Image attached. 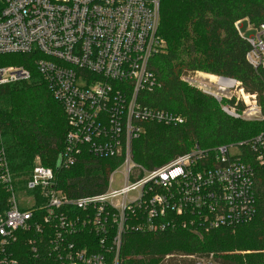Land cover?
<instances>
[{
  "label": "built area",
  "instance_id": "2783aa9c",
  "mask_svg": "<svg viewBox=\"0 0 264 264\" xmlns=\"http://www.w3.org/2000/svg\"><path fill=\"white\" fill-rule=\"evenodd\" d=\"M157 26L158 0H0V55L35 53L37 74L66 117L58 168L84 155L115 162L101 191L69 196L38 157L27 174H12L0 129V264H120L130 231L179 227L201 234L254 217L264 128L233 144H194L150 169L132 161L130 143L144 124L183 123L177 113L142 103L143 94L160 86L149 65L164 45ZM234 27L249 45L247 64L254 72L264 69V26L250 25L249 37L239 21ZM30 75L22 65H0V86ZM180 81L213 98L230 118L264 122L256 93L244 91L236 78L195 71ZM246 154L251 162L243 160ZM118 169L122 185L112 189L110 175ZM176 256L221 264L212 253Z\"/></svg>",
  "mask_w": 264,
  "mask_h": 264
},
{
  "label": "trees",
  "instance_id": "16d2710c",
  "mask_svg": "<svg viewBox=\"0 0 264 264\" xmlns=\"http://www.w3.org/2000/svg\"><path fill=\"white\" fill-rule=\"evenodd\" d=\"M243 19L252 27L264 26V0H158L157 33L164 45L149 65L160 86L143 94L142 103L177 113L183 123L144 124L143 133L130 143L133 162L150 169L194 144L200 148L233 144L264 128L262 122L226 116L213 98L180 81L181 75L195 71L236 78L244 91L256 93L264 112V69L254 72L247 64L249 45L234 27ZM36 58L35 53L0 55V65H22L31 74L28 81L0 86V129L10 171L23 176L38 157L55 171L58 186L67 195L99 192L107 172L115 167L113 159L84 155L70 168L56 169L66 117L37 74ZM243 160L252 161L248 154ZM255 171L256 213L251 221L201 234L179 227L158 234L130 231L119 250L120 264H193L176 255L208 253L221 264H264V172L258 167ZM168 253L174 256L163 261ZM21 257L30 259L26 251Z\"/></svg>",
  "mask_w": 264,
  "mask_h": 264
},
{
  "label": "rangeland",
  "instance_id": "374dc122",
  "mask_svg": "<svg viewBox=\"0 0 264 264\" xmlns=\"http://www.w3.org/2000/svg\"><path fill=\"white\" fill-rule=\"evenodd\" d=\"M239 22H240V27H239L240 33L244 37L251 36L253 34V31L251 29L249 30L250 25L248 24L247 20L243 19ZM249 122H261V121H249ZM262 123H264V122H262ZM110 177H111L110 187L112 189H117L122 185V174H121L120 169L113 171L111 173Z\"/></svg>",
  "mask_w": 264,
  "mask_h": 264
},
{
  "label": "water",
  "instance_id": "95a60500",
  "mask_svg": "<svg viewBox=\"0 0 264 264\" xmlns=\"http://www.w3.org/2000/svg\"><path fill=\"white\" fill-rule=\"evenodd\" d=\"M58 168V166H57V163H56V169Z\"/></svg>",
  "mask_w": 264,
  "mask_h": 264
},
{
  "label": "bare ground",
  "instance_id": "6f19581e",
  "mask_svg": "<svg viewBox=\"0 0 264 264\" xmlns=\"http://www.w3.org/2000/svg\"><path fill=\"white\" fill-rule=\"evenodd\" d=\"M210 77H212V75H210Z\"/></svg>",
  "mask_w": 264,
  "mask_h": 264
}]
</instances>
